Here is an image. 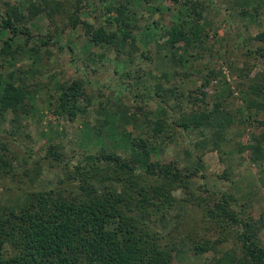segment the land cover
Here are the masks:
<instances>
[{"label":"rangeland","instance_id":"obj_1","mask_svg":"<svg viewBox=\"0 0 264 264\" xmlns=\"http://www.w3.org/2000/svg\"><path fill=\"white\" fill-rule=\"evenodd\" d=\"M4 1L22 8L30 2L0 0V15L4 12ZM59 1L62 8L53 20L43 14L29 22L35 37L28 49L16 58H9V62L3 60L6 67L0 66L4 77L8 72L13 73L16 85L25 86L33 96L30 98L33 107L19 125L15 126L9 111L0 116V141L8 147L1 150L0 144V153L7 155L13 168H9L10 173L0 174V202L15 205L22 201L26 191L56 187L60 179L84 161L86 154H96L102 147L128 155L119 146L122 135L131 132L137 138L146 137L151 130L150 121L162 120L167 124L166 131L149 141L150 146L158 149L154 158L178 161L185 172L198 166L200 170L189 193L182 188L173 192L180 201L179 207L157 226L165 235L174 233L182 239L174 253V264H217L219 255L213 251L197 254L192 248V238L218 239L225 233L222 225L204 217L205 201L201 207H191L192 199L196 203L212 194L217 200L225 193L234 195L235 210L257 222L264 246V160L254 163L251 151L241 150L243 144L250 142L251 133L260 132L254 118L264 119L263 113L249 121L246 109L247 102L255 99L248 86L264 84V56L258 54L259 45L250 39L264 30V0H197L207 6L205 15L209 23L208 36L199 47L203 55L198 60L186 56L185 69L177 68V75L168 62L171 53L164 46V32L152 27L154 21L169 25L187 19L185 11L172 0L131 3L137 13L139 39L133 60H124L125 52L118 56L114 50L93 46L83 25L72 28L70 20L74 12L81 22L106 25L109 16H115L108 12V7L124 0ZM257 4L263 5L260 16L255 23H248L249 18H242L240 10L246 8L252 12ZM50 35L54 36L53 40L40 53L28 51ZM6 37L0 33V38ZM122 50L129 52L127 48ZM100 54L105 57L101 58ZM3 61L0 59V65ZM184 70L189 75H184ZM208 77L210 84L203 87ZM74 79L83 80L92 101L85 114L70 121L53 115L48 101L50 94L58 91L59 84ZM158 85L163 89L177 88L167 96H160ZM201 93L208 95V104L194 100L201 98ZM190 94L192 102H189ZM260 100L264 101V96ZM219 102L223 104L222 111L215 114L205 131L208 137L222 134L220 149L205 153L203 150L202 164L198 165L197 157L192 154L197 155L195 143L201 137L181 130L177 123L184 112L212 109ZM51 149L63 154L62 163L46 158ZM205 190L211 193L208 195ZM187 199H190L188 203ZM191 231L194 236L190 238ZM233 238L223 242L219 249L235 247Z\"/></svg>","mask_w":264,"mask_h":264},{"label":"trees","instance_id":"obj_2","mask_svg":"<svg viewBox=\"0 0 264 264\" xmlns=\"http://www.w3.org/2000/svg\"><path fill=\"white\" fill-rule=\"evenodd\" d=\"M124 1L108 7V12L115 16H109L106 25L81 22L74 12L70 20L72 28L83 25L93 46L114 50L118 56L125 52L124 60H133L139 40L138 19L131 6L135 0ZM172 1L185 11L187 19H178L169 25L154 21L152 27L164 32V46L171 53L168 62L174 72H179L177 68L185 69L186 56L195 57V60L202 57L199 47L208 36L209 23L204 3ZM3 5L0 33L7 37L0 38V59L7 62L27 50V45L34 39L29 22L43 14L53 20L62 8L59 0H30L24 8L10 1H4ZM262 8L263 5L257 4L252 12L242 8L239 14L249 18L248 23H255ZM22 38L23 42H17ZM53 38V35L48 36L28 51L40 53ZM250 39L259 45L258 54L264 56V30ZM6 61L0 66L6 67ZM2 73L0 70V116L11 112L16 126L32 109L30 98L33 96L25 86L16 85L13 73L8 72L5 77ZM183 73L189 75L185 70ZM209 84L208 77L203 87ZM157 88L158 95L167 96L177 87L163 89L158 85ZM248 89L255 96L246 104L250 121L253 116L264 113V101L260 100L264 96V84H252ZM57 90L55 95L50 94L48 101L53 115L75 121L88 111L92 99L87 95L83 80L59 84ZM201 94V98L194 100L208 104V95ZM192 99L190 94L189 102ZM222 106L219 102L212 109L184 112L177 123L181 130L201 137L195 143L197 155L192 154L197 157L198 165L202 164L203 150L205 153L220 149L222 134L208 137L205 130L211 126L215 114L222 111ZM254 122L260 132L251 133L250 142L243 144L241 150H250L251 160L258 164L264 160V119L254 118ZM150 124L151 130L146 137L137 138L131 132L122 135L119 146L128 155L102 147L96 154H86L84 161L60 179L56 187L26 191L22 201L15 205L0 202V264H174V253L182 239L174 233L165 235L157 226L163 217L179 207L180 201L173 192L182 188L189 193L200 170L198 166L185 172L178 161L155 159L158 149L150 146L149 141L163 134L167 124L162 120L150 121ZM0 144L1 150L8 149L3 141ZM6 157L4 152L0 153V174L3 175L13 169ZM46 158L62 163L63 154L51 149ZM205 191L208 195L211 193ZM204 201L207 207L204 217L222 225L225 233L218 239L202 236V240L196 241L192 238L193 250L197 254L213 251L219 255L217 264H264V246L258 224L252 218H245L241 210H235L236 197L225 193L217 200L212 194L196 203L192 199L190 202L197 205L191 207H201ZM194 219L197 220L195 216ZM191 233L190 238L194 236ZM231 236L236 239L235 247L221 251L220 245L231 240Z\"/></svg>","mask_w":264,"mask_h":264}]
</instances>
